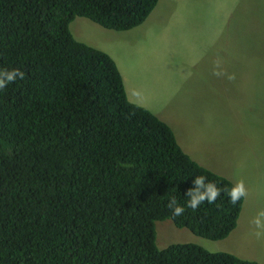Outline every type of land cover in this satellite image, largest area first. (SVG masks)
<instances>
[{
	"label": "trees",
	"instance_id": "obj_1",
	"mask_svg": "<svg viewBox=\"0 0 264 264\" xmlns=\"http://www.w3.org/2000/svg\"><path fill=\"white\" fill-rule=\"evenodd\" d=\"M156 2L0 0V70L25 73L0 90V264H259L189 242L155 247L164 220L224 239L242 203L222 191L172 216L169 199L184 206L195 176L233 180L193 162L151 107L127 103L109 54L71 29L84 19L81 31L125 32Z\"/></svg>",
	"mask_w": 264,
	"mask_h": 264
},
{
	"label": "rangeland",
	"instance_id": "obj_2",
	"mask_svg": "<svg viewBox=\"0 0 264 264\" xmlns=\"http://www.w3.org/2000/svg\"><path fill=\"white\" fill-rule=\"evenodd\" d=\"M155 5L142 24L125 32L92 23L81 31L84 19L71 29L84 44L109 54L126 99L153 105L148 109L154 115L172 123L182 152L233 183L243 180L248 190L235 228L224 239H201L164 220L153 223L155 246L189 242L264 264V239L251 235L252 218L264 210V183L237 171L243 164L264 174V0H157ZM218 56L223 69L235 73L234 81L211 74Z\"/></svg>",
	"mask_w": 264,
	"mask_h": 264
},
{
	"label": "clouds",
	"instance_id": "obj_3",
	"mask_svg": "<svg viewBox=\"0 0 264 264\" xmlns=\"http://www.w3.org/2000/svg\"><path fill=\"white\" fill-rule=\"evenodd\" d=\"M222 64L223 58L218 56L213 61L211 74L217 78L224 77L230 82L234 81L236 79L235 73L226 72L223 69ZM24 77L25 73L16 68L0 70V90L6 89L9 84L15 83L18 79L23 80ZM121 81L123 82V80ZM126 90L128 91V88H126ZM125 100L131 105L139 106L133 103L130 98ZM128 167H131V165H128ZM263 183L264 175L262 184ZM222 191L227 195L229 203L233 205H236L242 198H245L248 195V190L243 180H237L231 188L221 189L216 185V183L209 181L206 176L198 175L192 180V186L185 192V197H187L186 204L181 206L178 204L175 197H171L167 203V207L171 209L173 217L182 216L186 209H191L193 212H195L205 203L208 205H215L218 198H220ZM251 224L254 226V231L251 233V235L257 240L264 239V210H260L256 213V215L251 220Z\"/></svg>",
	"mask_w": 264,
	"mask_h": 264
},
{
	"label": "crops",
	"instance_id": "obj_4",
	"mask_svg": "<svg viewBox=\"0 0 264 264\" xmlns=\"http://www.w3.org/2000/svg\"><path fill=\"white\" fill-rule=\"evenodd\" d=\"M153 105H145V107L146 108H148V107H152ZM158 117V116H157ZM159 118V117H158ZM198 165H200V166H202V167H204V168H206V166H205V164H198ZM216 166V165H215ZM207 170H209V171H212V172H214V173H217V174H220V175H224L225 176V174H223L222 172H219L218 170H215V168H214V166L212 167V168H206ZM238 173L240 174V175H242V176H252V179H253V182H255V183H261L262 184V182H263V175H261V176H258V172H259V170H258V168L257 167H250V168H247V167H245L243 164H240L239 166H238ZM227 176V175H226ZM229 177V176H228ZM235 180V179H234ZM233 183V182H232ZM234 184V183H233Z\"/></svg>",
	"mask_w": 264,
	"mask_h": 264
}]
</instances>
